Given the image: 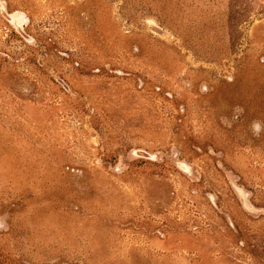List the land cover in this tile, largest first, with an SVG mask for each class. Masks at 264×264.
<instances>
[{"label":"rangeland","instance_id":"obj_1","mask_svg":"<svg viewBox=\"0 0 264 264\" xmlns=\"http://www.w3.org/2000/svg\"><path fill=\"white\" fill-rule=\"evenodd\" d=\"M0 264H264V0H0Z\"/></svg>","mask_w":264,"mask_h":264}]
</instances>
